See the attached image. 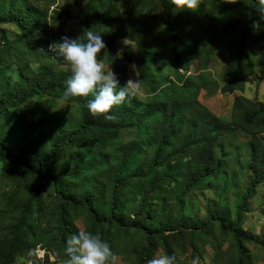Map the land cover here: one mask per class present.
I'll use <instances>...</instances> for the list:
<instances>
[{
  "label": "trees",
  "instance_id": "trees-1",
  "mask_svg": "<svg viewBox=\"0 0 264 264\" xmlns=\"http://www.w3.org/2000/svg\"><path fill=\"white\" fill-rule=\"evenodd\" d=\"M256 4L202 0L195 11L175 9L170 0L67 4V17L83 5L77 16L82 27L79 36L65 35L83 40L85 28L102 34L110 66L127 71L118 48L122 38L137 45L136 59L126 62L136 63L152 96L138 94L114 106L116 119L108 121L88 111L91 94L63 95L70 71L49 48L50 28L61 13L51 20L49 6L0 0V177L14 187L0 212V264H17L41 244L50 249L46 263L52 253L64 262L66 239L78 232L81 218L133 264H147L160 249L175 254L177 264H188L182 259L188 252L190 264L197 256L200 264H256L249 245L264 250V227L256 233L244 225L264 184V100L243 94L256 73L264 84V19ZM253 21L261 25L256 32ZM4 24L18 28L15 38ZM217 46L231 58L221 82L205 71L188 75L196 62L203 68L215 61ZM167 60L176 81L165 73ZM216 87L241 92L229 118L199 99L203 89ZM49 97L74 108L34 120L21 113L26 103ZM239 134L248 141L233 151ZM239 172L246 176L244 188H237ZM50 188L58 201L51 215ZM213 188L201 215L197 194ZM207 245L214 252L208 261Z\"/></svg>",
  "mask_w": 264,
  "mask_h": 264
},
{
  "label": "rangeland",
  "instance_id": "rangeland-1",
  "mask_svg": "<svg viewBox=\"0 0 264 264\" xmlns=\"http://www.w3.org/2000/svg\"><path fill=\"white\" fill-rule=\"evenodd\" d=\"M36 4L49 6V14L51 17V20L54 17H57V13H61L60 18H58V22L56 25L52 24L50 28V42L49 44H52V41H58L60 40L61 36H64L65 34H74L76 36L80 35L82 22L77 18L79 12L82 10L83 5L79 6H73L70 9V16L67 17L64 14V9L67 7V4L71 3L74 0H53L50 4L47 3L46 0H33ZM161 16V12H160ZM54 23V22H53ZM5 29L7 28V31L10 35V38L13 39L18 34L19 30L14 24H4L2 25ZM44 45H46V42H43ZM130 43L134 46L135 50L128 47H124L121 43V41L118 44L119 52H120V58L123 62V64L127 67V71H120L119 69H116L112 66H110L105 60L107 70H111V67L113 71L115 72L117 78L121 83L127 82V80L130 77H133L135 73L131 71L130 66L135 63H127L126 60H135L138 55L137 45L130 41ZM49 45V46H50ZM105 50L101 51L100 58H103ZM107 52V51H106ZM136 64V63H135ZM231 64V58L229 54L221 47L217 46L216 49V57L215 61L206 64L203 68H200L198 63L196 62L188 72V75H200L201 72L205 71L207 73H210L212 77H214L218 82H221L222 74L223 72L230 66ZM36 64H33V67H36ZM163 67L165 69V73L170 75L173 81H176L174 78V67L171 64V62L167 60L163 62ZM259 74L256 73L253 77L246 79V87L243 91V94L250 97V98H259L261 100H264V84L259 81ZM140 80V89H139V96L142 98H151L152 95L148 94L147 88L141 83ZM164 90L166 87L163 88ZM163 91V90H162ZM237 94H241V92L236 91L234 93H222L219 87H216L213 92H210L209 90L203 89L199 95L200 101L205 104L208 108H210L214 113H216L219 116L229 118L231 115V109L233 105L234 97ZM69 108H74V104L68 105L66 101H64L61 98H42V99H34L30 103H26L24 106V109H21V113L26 114L28 120H34L39 118L40 116L44 114H59L60 112H67ZM230 138H225V141H228ZM248 141V137L237 135L234 139V144L232 147L233 151H236V145L241 143H246ZM233 166V162H232ZM239 175V181L237 183V188H244L246 185V176L241 174V172L238 173ZM13 184L8 179H4L2 176L0 177V212L4 209L5 205V197L8 192H10L13 189ZM216 192V189L213 188L212 190L205 191V195L202 193L197 194V198L199 200L198 203V211L202 215L205 212L206 208V196L210 197ZM46 194V208H47V214L51 215V213L54 211V208L57 205L56 200V193L53 188H50ZM201 196V198H199ZM264 200V184L260 186L258 195L252 199V210L247 214L246 222H245V229L251 230L256 233H260L262 231V228L264 227V208L262 206V201ZM85 218H81L78 221V225L80 228H85ZM53 228H55V224L53 225ZM48 243V242H47ZM40 248L41 255L43 256V253L45 252V259H42L40 262L35 257H29L27 254H25L24 258H21L17 264H48L46 263V256L50 252V249L48 248V244H41L38 246ZM249 247L255 252V256L257 257L256 264H264V250H261L260 248L254 246L253 244H250ZM206 254L204 256V260L208 261L210 260L213 255V249L210 247V245L206 246ZM44 251V252H43ZM159 253L164 254L165 251L160 249L158 250ZM157 252V253H158ZM52 253V252H51ZM190 252H188L186 255L182 256V259L187 261L188 264H190ZM51 263L49 264H63L62 261H59L56 256L52 253L50 254ZM118 264H133L131 258H127L126 256H119Z\"/></svg>",
  "mask_w": 264,
  "mask_h": 264
},
{
  "label": "clouds",
  "instance_id": "clouds-1",
  "mask_svg": "<svg viewBox=\"0 0 264 264\" xmlns=\"http://www.w3.org/2000/svg\"><path fill=\"white\" fill-rule=\"evenodd\" d=\"M224 3L236 4L240 0H223ZM175 9L197 10L202 0H170ZM264 19V0H257L255 7ZM148 12L147 10L144 11ZM251 27L254 32L261 27L259 21H253ZM82 36L71 38L61 36L60 40L52 43L49 48L54 51L68 65L69 77L65 81L64 97H94L87 102V109L92 116H103L105 120L113 121L116 116L111 114L114 106L125 102L131 103L137 98L140 89V73L138 66L133 63L131 71L135 73L123 85L120 84L112 67L107 70L105 60L107 52L100 58L102 50L107 49L102 34L96 33L92 28H85ZM124 47L135 50L130 43L129 37L121 40ZM27 255L42 260L40 248L28 249ZM65 257L63 264H118L119 256L113 251L110 243L102 238L100 231L93 233L86 228H79L77 233L67 237L63 248ZM147 264H177L175 254L156 253ZM191 264H200V257H195Z\"/></svg>",
  "mask_w": 264,
  "mask_h": 264
},
{
  "label": "built area",
  "instance_id": "built-area-1",
  "mask_svg": "<svg viewBox=\"0 0 264 264\" xmlns=\"http://www.w3.org/2000/svg\"><path fill=\"white\" fill-rule=\"evenodd\" d=\"M41 252H42V251H41ZM43 252H44V251H43ZM45 254H46V253L44 252V253H43V256H42V257H43V259H45Z\"/></svg>",
  "mask_w": 264,
  "mask_h": 264
}]
</instances>
